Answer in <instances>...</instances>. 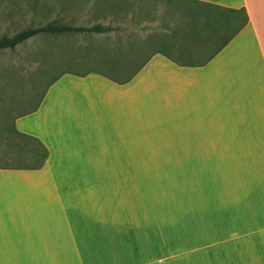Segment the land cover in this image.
<instances>
[{"label": "crops", "instance_id": "obj_1", "mask_svg": "<svg viewBox=\"0 0 264 264\" xmlns=\"http://www.w3.org/2000/svg\"><path fill=\"white\" fill-rule=\"evenodd\" d=\"M85 2L56 22L109 31L27 58L92 46L110 71L63 70L16 117L49 156L0 167V264H264V0Z\"/></svg>", "mask_w": 264, "mask_h": 264}, {"label": "rangeland", "instance_id": "obj_2", "mask_svg": "<svg viewBox=\"0 0 264 264\" xmlns=\"http://www.w3.org/2000/svg\"><path fill=\"white\" fill-rule=\"evenodd\" d=\"M85 1L0 0V35L12 34L25 27L45 25L48 22L79 23L80 21L71 17L68 11H61L58 6L73 5L74 3L85 5ZM34 5L41 6L42 16H38ZM81 21L91 23L94 20L87 16L81 18ZM46 35H50V33H39L17 44L14 48L0 49V163L2 164L6 158L14 164L25 158L21 152L12 149L8 143V140H12V135H14L15 119L21 114L37 108L47 86L61 71L66 69L78 72L88 69L110 71V66L101 64V61L95 59V51L92 46L78 50L81 54L79 62H75L77 60L75 59L57 64L31 63V59L27 56L35 52L33 47L37 45L40 38ZM15 55H17V59H14ZM14 139L17 144L21 142L18 136ZM138 178L141 179V177ZM139 190V186L138 189L135 188L133 204V217L135 218L140 215L143 209Z\"/></svg>", "mask_w": 264, "mask_h": 264}, {"label": "trees", "instance_id": "obj_3", "mask_svg": "<svg viewBox=\"0 0 264 264\" xmlns=\"http://www.w3.org/2000/svg\"><path fill=\"white\" fill-rule=\"evenodd\" d=\"M111 29L110 25H102L100 23H94L92 25H80L72 26L64 22H48L45 25L39 26H29L21 30L15 31L12 34H2L0 35V49L3 48H14L17 44L23 42L25 39L36 35L38 33H50L58 34L68 31H78V32H107ZM14 135H12V140H8V143L15 151L21 152L25 158L17 163L9 162V160H4V164L0 163V167H14V168H40L43 166L45 161L49 156V150L44 146L41 141L37 138L22 133L14 128ZM20 138L21 142L17 144L14 137Z\"/></svg>", "mask_w": 264, "mask_h": 264}]
</instances>
